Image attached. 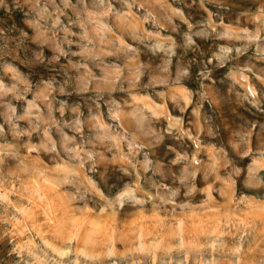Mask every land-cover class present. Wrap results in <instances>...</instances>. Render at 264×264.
<instances>
[{
    "label": "rangeland",
    "instance_id": "rangeland-1",
    "mask_svg": "<svg viewBox=\"0 0 264 264\" xmlns=\"http://www.w3.org/2000/svg\"><path fill=\"white\" fill-rule=\"evenodd\" d=\"M263 172L264 0H0V264H264Z\"/></svg>",
    "mask_w": 264,
    "mask_h": 264
},
{
    "label": "bare ground",
    "instance_id": "bare-ground-1",
    "mask_svg": "<svg viewBox=\"0 0 264 264\" xmlns=\"http://www.w3.org/2000/svg\"><path fill=\"white\" fill-rule=\"evenodd\" d=\"M255 202H257V203H255L252 207L250 206V208H253L255 211H258L259 213H262V211H264V201L261 202L260 200L256 199ZM18 210H20V212L22 214H25L26 217L29 216V218H30L31 215H30V213L27 210H21L19 208H18ZM45 215H47L48 220H49L50 219V214L46 213ZM28 239H29L30 242H33L31 237H29ZM57 253H58L59 256L63 255V254H65V250L59 249V250H57ZM83 253H84V250H83Z\"/></svg>",
    "mask_w": 264,
    "mask_h": 264
},
{
    "label": "crops",
    "instance_id": "crops-1",
    "mask_svg": "<svg viewBox=\"0 0 264 264\" xmlns=\"http://www.w3.org/2000/svg\"><path fill=\"white\" fill-rule=\"evenodd\" d=\"M264 173V172H263Z\"/></svg>",
    "mask_w": 264,
    "mask_h": 264
}]
</instances>
